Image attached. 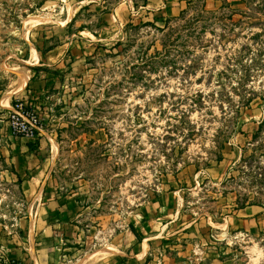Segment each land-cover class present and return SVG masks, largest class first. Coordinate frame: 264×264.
I'll return each mask as SVG.
<instances>
[{
    "label": "rangeland",
    "instance_id": "374dc122",
    "mask_svg": "<svg viewBox=\"0 0 264 264\" xmlns=\"http://www.w3.org/2000/svg\"><path fill=\"white\" fill-rule=\"evenodd\" d=\"M7 95L0 264H264V0H0Z\"/></svg>",
    "mask_w": 264,
    "mask_h": 264
},
{
    "label": "built area",
    "instance_id": "2783aa9c",
    "mask_svg": "<svg viewBox=\"0 0 264 264\" xmlns=\"http://www.w3.org/2000/svg\"><path fill=\"white\" fill-rule=\"evenodd\" d=\"M8 128L13 136L21 139L33 140L42 133L41 122L37 115L34 111H30L22 102L12 106Z\"/></svg>",
    "mask_w": 264,
    "mask_h": 264
},
{
    "label": "bare ground",
    "instance_id": "6f19581e",
    "mask_svg": "<svg viewBox=\"0 0 264 264\" xmlns=\"http://www.w3.org/2000/svg\"><path fill=\"white\" fill-rule=\"evenodd\" d=\"M72 18H73V15L71 12H69L67 18L63 22H61L60 25L62 27H66L71 22ZM51 23H53V22H51L50 19L30 16L24 20L23 25L25 28H27V30H30V29L35 28L37 26L51 24ZM38 58L39 57H38L36 50L34 49V47H31V56H30L29 60L24 61V64H26L27 66H36ZM13 72H16L19 75L20 80H19V84H18V87L16 88V90L14 92H11L10 94H19L25 90L28 82H30L29 81L30 80V74L27 70H24V69L23 70L13 69ZM8 97H9L8 95L4 96L1 100L0 105L4 109L9 108ZM79 264H84V262L81 261Z\"/></svg>",
    "mask_w": 264,
    "mask_h": 264
},
{
    "label": "crops",
    "instance_id": "0c3cea01",
    "mask_svg": "<svg viewBox=\"0 0 264 264\" xmlns=\"http://www.w3.org/2000/svg\"><path fill=\"white\" fill-rule=\"evenodd\" d=\"M182 4H183V2L182 1H180V2H178V3H176V6L177 7H182ZM174 5V4H173ZM172 7V6H171ZM38 54V53H37ZM39 58V60L41 59L42 61H45V62H48L49 63V66H58L61 62H62V59H63V55H61V54H57L56 52H49V53H47V54H45V55H41V56H38ZM27 60H29V59H27ZM26 60V61H27ZM38 65V61H37V64H36V66ZM29 67H33V66H29ZM30 79H31V76H30ZM30 81V80H29ZM28 84H29V82H28ZM28 84H27V86H28ZM26 86V87H27ZM26 89V88H25ZM24 92V91H23ZM22 92V93H23ZM11 107V106H10ZM38 194H39V192H38Z\"/></svg>",
    "mask_w": 264,
    "mask_h": 264
},
{
    "label": "trees",
    "instance_id": "16d2710c",
    "mask_svg": "<svg viewBox=\"0 0 264 264\" xmlns=\"http://www.w3.org/2000/svg\"><path fill=\"white\" fill-rule=\"evenodd\" d=\"M33 70H34V68H33ZM33 70H32V71H33ZM15 104H16V103H14L13 105H15ZM135 237H137V239H138L139 241H141V240L143 239L142 234H141L140 232H138V231L135 233Z\"/></svg>",
    "mask_w": 264,
    "mask_h": 264
}]
</instances>
